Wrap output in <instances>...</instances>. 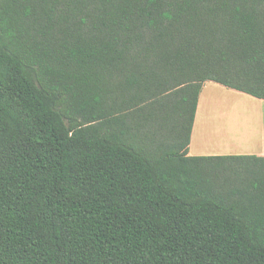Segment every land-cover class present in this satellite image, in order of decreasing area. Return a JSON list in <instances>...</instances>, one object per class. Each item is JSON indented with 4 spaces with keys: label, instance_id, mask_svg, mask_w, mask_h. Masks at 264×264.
<instances>
[{
    "label": "trees",
    "instance_id": "obj_1",
    "mask_svg": "<svg viewBox=\"0 0 264 264\" xmlns=\"http://www.w3.org/2000/svg\"><path fill=\"white\" fill-rule=\"evenodd\" d=\"M207 82L264 100V0H0V264H264V157H190Z\"/></svg>",
    "mask_w": 264,
    "mask_h": 264
},
{
    "label": "crops",
    "instance_id": "obj_2",
    "mask_svg": "<svg viewBox=\"0 0 264 264\" xmlns=\"http://www.w3.org/2000/svg\"><path fill=\"white\" fill-rule=\"evenodd\" d=\"M207 95L217 101L233 98L239 103L240 113H232L225 106L214 107L209 115L205 114ZM256 111H248L249 105ZM242 115L240 123L245 127L247 139L231 130V118ZM231 116V117H229ZM207 118L210 121H207ZM190 157L211 156H257L264 157V100L228 89L215 82L205 83L200 94L196 118L192 129L191 142L188 148Z\"/></svg>",
    "mask_w": 264,
    "mask_h": 264
},
{
    "label": "rangeland",
    "instance_id": "obj_3",
    "mask_svg": "<svg viewBox=\"0 0 264 264\" xmlns=\"http://www.w3.org/2000/svg\"><path fill=\"white\" fill-rule=\"evenodd\" d=\"M249 105V103H248ZM220 107V106H225L229 111H231L232 113H236L237 111L240 113V109L239 108V103H237V101L233 98H227L225 100L223 99H220V100H215L212 95H207V99H206V102H205V114L206 115H209L212 111V109L214 107ZM250 106V105H249ZM248 111H256L252 106L249 107ZM231 117V116H229ZM243 119L244 120V117L242 115H236V117L234 118H231V130L232 131H235L236 133L235 134H239V136H241V138H243V140L247 139V136L244 131H242V134L239 133V130H241L242 128L245 127V122H243V125L240 123V120L238 119ZM207 121H210L209 118H207ZM243 130V129H242Z\"/></svg>",
    "mask_w": 264,
    "mask_h": 264
}]
</instances>
